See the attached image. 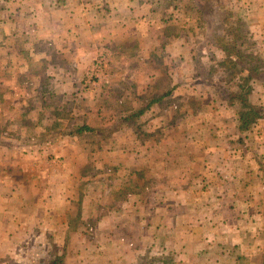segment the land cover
<instances>
[{
	"label": "rangeland",
	"instance_id": "1",
	"mask_svg": "<svg viewBox=\"0 0 264 264\" xmlns=\"http://www.w3.org/2000/svg\"><path fill=\"white\" fill-rule=\"evenodd\" d=\"M12 1H16V5L0 0V197H8L4 204L8 216H11L12 206H15V203L10 205L11 197L20 200L23 194H30L31 198L34 196L33 199H38L36 195L44 193L39 190V184H44L42 180L49 177L48 172L56 174L51 175L48 180L53 178L54 184L73 183L74 188L81 191L79 199L90 198L96 208V201L109 197L108 208L114 211L122 208L119 205L120 200L126 198L125 189L133 180L131 185L137 190L135 192L138 201L144 197L148 188L153 187L152 195L156 198L161 196V190L156 188L160 184L176 186L181 168L195 167L194 161L189 160L186 155L182 158L180 151L191 155L198 152L200 158L203 155L207 158L212 152H220L229 156L224 161L236 163L233 164L236 166V170H233L236 171L235 176L238 175L237 170L243 172L242 177L239 174L240 178H237L238 185L242 182L246 185L259 184L262 190V194H259L261 208L248 209L254 214L258 212L255 215L262 223L258 222L256 226L261 223V228L264 229V120L257 121L252 129L240 134L234 115L213 91V88H217L213 80L219 79L218 74L221 71L215 69L213 78L207 76L209 68L217 66L214 60L221 59L220 51L210 42L217 16L211 8L220 12L224 9L219 10L213 3L202 0H170L165 7V14H161L163 6L158 3L160 0H147L154 11H157L153 16L150 15L153 24L146 27L150 29H147L144 36L148 38L150 35L151 39L142 45L137 43L121 50L117 48L116 55L113 54L116 58L109 53L112 62L109 63L108 73L99 74L89 84L86 74L83 73L79 80L75 78L80 85L78 89L66 91L63 76H59L60 74H3L8 62L5 58L6 50L2 47L4 38H23L24 32L19 25L24 22L22 19L26 18V12L19 10L27 5L25 2L34 0ZM48 3L47 0L45 4ZM231 6L234 13L229 16V22L237 21L238 27H233L234 34H251L250 38L254 42L253 56L262 63L259 64L262 75L254 84L249 101L252 105L264 107V29L257 30L252 27L242 6L235 0L228 2V7ZM5 22L7 24L4 26ZM27 22L32 23L33 16L29 15ZM228 33V30L221 28L218 36L228 40ZM43 37L42 35L41 43L46 40ZM236 43L240 46L243 40H237ZM93 48H96L97 53L94 62L85 69L86 72L92 69L100 54H108L104 50L111 52L109 48L100 45ZM251 49L252 47L249 48L250 51ZM18 50L19 46L16 45L9 54L16 59L21 55ZM120 56L125 58L121 59ZM120 59L123 60V65L118 62ZM135 66L145 79L148 74L161 76L150 84L147 81L146 85L145 80L140 78L138 85L137 81L131 79L134 74L128 73ZM116 72L120 74H115ZM176 74L188 75L189 79L183 76L187 81L173 84L171 77ZM194 74L197 76L195 82L199 84H193ZM173 87L175 89L170 96L162 98L158 104L149 105L152 100L163 96ZM139 111L143 113L130 119ZM208 123L211 124L208 126ZM82 125L95 128L97 134L85 133L79 137L67 135L75 127ZM164 154L167 157L162 158ZM204 164L208 171L215 169L212 167H229L223 162L220 166L214 163L210 165L206 159ZM10 168H17L15 175ZM130 170L133 173L129 174ZM255 171L260 173V177L256 176L259 181L257 178L252 181V175L248 177V173ZM145 178L151 180L146 181ZM23 180L30 181L28 184L36 182L37 190L22 186ZM217 181L227 182L222 178ZM24 184L28 185L26 182ZM17 185H21V189ZM239 194L247 195L243 190ZM41 208L50 211L49 207ZM156 209L158 208L154 207ZM137 214L140 215L139 210ZM169 214L164 219H160V213L153 215L156 218L152 221L157 228L156 236L154 232L152 236L138 234L135 240L136 264H178L175 251L178 223L175 219L176 208H169ZM172 214L175 218H172ZM214 214L212 210L203 214V220L200 218L204 231L215 228L211 225V216ZM32 215L37 224V232H41L48 225L46 222L51 221V216L47 221V214L33 212ZM249 217L253 222L254 215L250 214ZM73 220L81 229L86 230L96 224H79L78 216ZM252 222H242L243 228L227 237V244L234 251L228 257L220 259L219 264H264V243L253 238L246 229ZM238 226H225L222 229L228 231ZM119 240L127 242L121 236H117L114 242ZM7 241L11 243V240ZM206 241L209 242L210 239ZM220 241L224 242L225 239L218 237L216 244ZM258 242L261 254L252 257V246ZM77 243H81V240H68V249L69 246L77 247ZM18 245L24 249L25 254L22 256L18 252L16 255H5L4 260L8 264H47L50 261V251L57 245V240L52 236H36L32 239L27 237ZM8 247L13 249L10 245ZM110 248L108 247L109 251ZM241 248L243 255L238 253ZM59 250L62 253V249ZM191 250L192 245L188 251ZM29 252L34 255L29 257ZM72 254H69V258L76 259L75 256H79ZM62 255L64 259L66 253ZM96 257L95 254L94 258ZM82 259L85 257L80 256L79 260ZM187 259V262H191L192 256L188 255ZM218 260V255L204 254L198 256L195 263L215 264ZM108 261L113 262V259Z\"/></svg>",
	"mask_w": 264,
	"mask_h": 264
},
{
	"label": "crops",
	"instance_id": "2",
	"mask_svg": "<svg viewBox=\"0 0 264 264\" xmlns=\"http://www.w3.org/2000/svg\"><path fill=\"white\" fill-rule=\"evenodd\" d=\"M45 2L47 0L25 2L27 5L19 10L22 13L26 12V18L22 19L24 22L19 25L24 35L23 38L16 40L9 36L4 38L2 47L6 50L5 58L8 62L3 74H60L59 76H63L66 91L76 90L80 86L75 78L77 77L79 80L83 73H88L86 70L92 61L94 62L93 59L97 53V47L93 48L94 46L100 45L111 51L104 50L108 53L104 54L106 65L102 74H105L109 72L108 66L110 61L112 62L110 54L116 55L117 48L121 50L131 44L142 45L149 41L150 35L148 38L144 37L147 34V29H150H146V27L153 24L150 15L153 16L157 12L154 11L152 5L148 4L147 0H48V5ZM235 2L240 7L242 6L244 15L247 16L248 23L252 27L257 30L264 29V0H235ZM7 3L16 5V1L12 0H7ZM158 3H162L163 12L161 14H165V7L168 4L165 0H160ZM20 12L19 14H22ZM29 15L33 16L32 23L27 22ZM6 24L5 22L4 26ZM9 26L11 27V24ZM156 26L155 29H157ZM42 35L46 40L41 43ZM16 45L19 46L18 51L21 55L15 59V56L9 53ZM124 58L121 57V59ZM121 59L118 62L123 65L124 62ZM139 64H141L140 61ZM137 70L139 69L135 66L133 70H128V73L134 74L131 79H134V82L137 81L138 85H140V78L145 80L144 85H146L161 76V74H148L145 79V77H141L140 70ZM115 74L120 73L116 72ZM194 75L192 80L193 84H196L197 76ZM183 76H187L189 79L188 75ZM183 76L179 74L172 76L173 84L187 81L182 78ZM190 85L192 84L190 83ZM162 100L159 99L155 104ZM210 124L208 123V126ZM180 153L182 158H185L186 155L189 160H193L195 167L191 169L182 167L176 186L173 187L169 184V186H161L160 184L156 188L161 190V196L156 198L152 195L153 187L148 188L144 197L138 201L137 192H135L137 190H134L131 185L133 180L125 189L126 198L120 200L119 205L122 208L114 211H110L108 208L109 197L106 200L102 198L96 201V208L90 198L89 200L79 199L81 191L74 188L73 183L54 184L53 178L48 180L52 177L51 175H56L48 171L49 177L43 178L44 184H39V190L44 193L36 195L38 199H33L34 196L31 198L30 194H26V196L23 194V198L20 200L12 197L9 199L10 205L15 203V206H12L11 216L7 215L8 211L4 205L7 203V195L0 197V264H8L7 260H4V256L7 254L16 255L19 252L23 256L25 251L18 243L27 237L32 239L36 236L54 237L57 240V247L62 249L61 254L66 253L64 264H136L135 240L138 234L152 236L154 232L156 236L157 228L152 224L156 218L153 215L160 213V219L169 217V208H176V218L174 214H172V218L178 222L175 232L178 238H176L175 250L178 264H196L195 259L204 254L218 255L219 260L215 264H219L220 259L228 257L234 251L232 247L228 246L227 237L229 238L231 233L236 234L239 228H243L242 222H252L250 214L254 215V220L246 229L253 238L261 240L263 244L264 229L261 228V220L255 215L258 212L254 214L248 209L249 207L261 208L259 194H262V190L259 184L246 185L242 182L238 185L237 178L242 177L243 172L237 170L238 175L235 176L236 171L233 170H236V166L233 164L236 163L224 161V158L229 157L226 156V153L212 152L207 158L204 155L203 158H200L198 152H194L193 155L181 151ZM161 157L167 156L164 154ZM204 159L210 165L214 163L220 166L223 162L229 167L222 169L212 167L215 169L208 171L204 166ZM15 169L17 168H10V171L14 172L13 175L16 174ZM130 173H133V170H130ZM137 174L142 175L141 173ZM251 175L253 181V178H257L260 173L257 171L248 173V177ZM218 178L227 180V182H218ZM145 179L146 181L151 180L150 178ZM25 182L28 184L30 181L23 180L21 185L27 189L33 187V191L37 190L36 182L28 185H25ZM21 185H17L18 188ZM242 190L247 195L240 196L239 192ZM0 192H2V187ZM41 207H49L50 211ZM154 207L158 209L154 210ZM34 208L35 210H33ZM190 208H192L191 215ZM138 210L140 215L137 214ZM212 210L215 214L211 216V225H214L215 228L212 231H204L200 218L204 213ZM33 212L47 214V221L51 216V221L46 222L48 225L42 228L41 232H37ZM77 216L80 218L79 224L88 222H96V224L89 230L81 229V226L76 225L73 220ZM258 222L261 223L256 226ZM233 225L239 226L230 228L228 231L222 229L225 226ZM116 233H120V235ZM117 236L125 238L127 242L121 240L114 242ZM218 237L225 241L216 244ZM74 238L81 240V243H77V247L71 246L70 248L69 246L68 249V240ZM59 239L60 242H58ZM208 239H210L209 242L206 241ZM7 240H11V243ZM9 245L13 249L9 248ZM191 245L192 250L188 251ZM259 245V242L253 244L250 256L261 254ZM108 247H111L110 251ZM35 251H38L37 248ZM238 253L243 255L242 248ZM69 254L79 256H75L76 259H74L69 258ZM95 254L98 259L94 258ZM33 255L34 253L29 252V257ZM102 255L104 257H101ZM188 255L192 256L191 262H187ZM80 256H84L85 259L79 260ZM110 259H113V262H109Z\"/></svg>",
	"mask_w": 264,
	"mask_h": 264
},
{
	"label": "trees",
	"instance_id": "3",
	"mask_svg": "<svg viewBox=\"0 0 264 264\" xmlns=\"http://www.w3.org/2000/svg\"><path fill=\"white\" fill-rule=\"evenodd\" d=\"M168 1L170 2V0H165L166 3ZM202 1L213 3V6H217L219 10L224 9L223 12H220L211 8V11L216 12L217 16L214 19L216 20V26L210 34V42L217 50L220 51L221 59L214 60V64L217 66H211L207 76L214 75L212 73L215 69H219L221 71V73L218 74L219 79L213 80L215 81V84H217V88H213V91L220 96L221 100L227 105V108L232 112L238 125L237 130L240 134H242L252 129L257 121L262 119L264 120V107L252 105L249 101L252 88L256 81L260 80V76L262 75L260 74L262 68L259 66V64L262 63L253 56L254 42L250 38L251 34L249 32H246L244 36L234 34L235 31L232 29L237 25V21L232 20L229 22V16L234 13L232 6L231 8L228 7V2L230 0ZM198 13L202 14L200 11ZM230 18L232 19V17ZM219 26L222 30H228V40H223L220 36H218V33L221 30ZM237 28L238 27L236 26V29ZM237 40H243V43L239 46L236 43ZM251 47L252 49L250 51L249 48ZM215 84L212 85L214 86ZM218 85H220L219 88ZM174 89L175 87L170 88L163 94V96L157 98L156 100H152L149 105L155 104L159 101V99L170 96ZM142 113L143 111H139L135 115L131 116L130 119L136 118ZM85 133L95 135L97 134V130L88 125H82L75 127L74 130L69 132L67 135L79 137ZM50 254V261L47 264H64L63 255L60 253L57 245L53 246Z\"/></svg>",
	"mask_w": 264,
	"mask_h": 264
},
{
	"label": "built area",
	"instance_id": "4",
	"mask_svg": "<svg viewBox=\"0 0 264 264\" xmlns=\"http://www.w3.org/2000/svg\"><path fill=\"white\" fill-rule=\"evenodd\" d=\"M104 54H101L100 57L97 59L94 66H92V69L88 71L86 74V80L88 81V84L92 82L93 78H98L99 74H102L103 69L106 65V57Z\"/></svg>",
	"mask_w": 264,
	"mask_h": 264
}]
</instances>
